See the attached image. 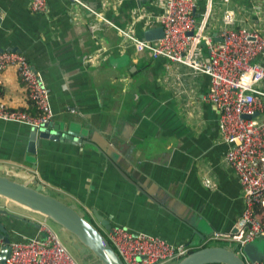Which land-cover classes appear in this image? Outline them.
I'll list each match as a JSON object with an SVG mask.
<instances>
[{
  "label": "crops",
  "instance_id": "crops-1",
  "mask_svg": "<svg viewBox=\"0 0 264 264\" xmlns=\"http://www.w3.org/2000/svg\"><path fill=\"white\" fill-rule=\"evenodd\" d=\"M30 1L0 0V48L16 46L27 56L49 89L50 128L57 124L55 129L76 138L39 137L32 170L26 150L30 126L0 119V163L35 171L104 233L107 227L92 207L110 226L124 224L173 243L233 245L209 238L231 231L243 209L239 177L224 160L227 144L217 109L206 98L209 77L181 64L168 68L164 58L152 59L145 51L124 49L117 30L104 19L140 35L159 25L161 0H81L100 14L75 0H47V10L37 12ZM203 1L198 0L196 14ZM255 1L230 0L229 6H236L239 21L252 26ZM218 13L215 4L210 28L217 40ZM97 46L104 61L87 62L86 54ZM176 77L187 87L185 97L173 89ZM0 97L11 107L33 109L14 66L0 73ZM22 208L9 225L11 239L40 236L35 222L44 219L60 239L64 235L44 216ZM76 247L68 251L79 263L99 264ZM240 254L248 264L262 259L264 238L255 237Z\"/></svg>",
  "mask_w": 264,
  "mask_h": 264
},
{
  "label": "built area",
  "instance_id": "built-area-1",
  "mask_svg": "<svg viewBox=\"0 0 264 264\" xmlns=\"http://www.w3.org/2000/svg\"><path fill=\"white\" fill-rule=\"evenodd\" d=\"M75 1L100 14L85 2ZM229 2L204 0L200 15L196 14L198 0H161L162 10L155 21L162 26L163 34L154 39L140 38L132 27H120L101 17L117 30L124 49L145 51L152 59L164 58L168 68L181 64L193 74L209 77L206 98L217 109L218 128L227 144L224 160L239 177L243 199L242 212L232 230L214 233L209 238H223L240 254L244 244L264 235V217L255 209L264 206V0L253 4L252 26L239 21L236 6L230 7ZM215 4L219 10L218 40L210 28ZM30 8L44 12L47 0H31ZM94 49L85 60L92 64L103 62L102 48ZM9 66L16 68L33 109L11 107L0 97V119L29 126L50 122L53 109L40 72L21 50L0 48V73ZM175 83V93L185 97L187 87L178 77ZM204 182L211 185V178L206 177ZM37 223L41 235L11 239L4 264H81L45 219ZM105 235L124 264L178 260L193 248L188 243H173L160 235L131 230L124 224L110 226ZM253 264H264V257Z\"/></svg>",
  "mask_w": 264,
  "mask_h": 264
},
{
  "label": "water",
  "instance_id": "water-1",
  "mask_svg": "<svg viewBox=\"0 0 264 264\" xmlns=\"http://www.w3.org/2000/svg\"><path fill=\"white\" fill-rule=\"evenodd\" d=\"M162 34L161 25L143 30L140 35L136 33L138 37L143 39H154L162 36ZM11 49H17V47L14 46ZM57 127L58 125L55 124V128ZM30 128L26 150L32 161V170L36 168V143L39 137L76 138L73 137L72 133H62L55 128H50V122L40 126H30ZM117 167L126 179L134 183L120 166L117 165ZM55 193L39 180L35 171L16 170L5 163H0V200L5 203V205L0 203V264H4L5 258L9 254V242L11 240L9 225H13L12 218L20 217L14 212L20 206L44 216L47 220L49 219L58 225L59 231L71 238V244L78 246L76 247L77 252L83 253L87 250L99 264H124L105 233L86 216V213L56 196ZM14 205L16 206L14 207ZM91 211L96 219L103 224L105 223L107 229L110 228V224L95 207H92ZM1 214L6 217H2ZM35 223L38 225L37 222ZM259 237L264 238V235H259ZM166 264L248 263L241 254L236 252L233 245L208 243L191 250L180 259L169 261Z\"/></svg>",
  "mask_w": 264,
  "mask_h": 264
},
{
  "label": "rangeland",
  "instance_id": "rangeland-1",
  "mask_svg": "<svg viewBox=\"0 0 264 264\" xmlns=\"http://www.w3.org/2000/svg\"><path fill=\"white\" fill-rule=\"evenodd\" d=\"M48 189H50V187H48ZM58 192H56L55 193V195L56 196H59L60 194L58 193ZM60 197V196H59ZM61 198V197H60ZM0 203H2V204H4L5 205V203L3 202V200H0ZM16 205H14V207H15ZM20 209V210H23V208L20 206V207H17V209ZM86 216L87 217H89L90 219H91V217L90 216H88V214H86ZM48 222L50 223V225L55 229V230H57V231H59L58 230V225H56L54 222H52L51 220H49L48 219ZM61 234V233H60ZM61 239L63 240V242L66 244V246H67V248L69 249V250H73V245L71 244V242L69 241V236H67V235H62L61 234ZM214 240H217V239H214ZM220 241V240H219Z\"/></svg>",
  "mask_w": 264,
  "mask_h": 264
},
{
  "label": "trees",
  "instance_id": "trees-1",
  "mask_svg": "<svg viewBox=\"0 0 264 264\" xmlns=\"http://www.w3.org/2000/svg\"><path fill=\"white\" fill-rule=\"evenodd\" d=\"M255 209H256V212H258L262 217H264V206L263 205H258L255 207ZM195 248H197V247H195ZM195 248H192L191 250H193Z\"/></svg>",
  "mask_w": 264,
  "mask_h": 264
},
{
  "label": "flooded vegetation",
  "instance_id": "flooded-vegetation-1",
  "mask_svg": "<svg viewBox=\"0 0 264 264\" xmlns=\"http://www.w3.org/2000/svg\"><path fill=\"white\" fill-rule=\"evenodd\" d=\"M109 229V228H108Z\"/></svg>",
  "mask_w": 264,
  "mask_h": 264
}]
</instances>
